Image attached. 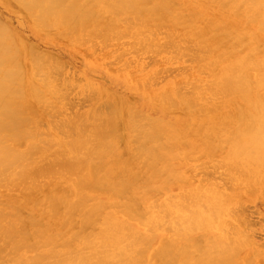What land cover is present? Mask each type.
Here are the masks:
<instances>
[{
    "label": "bare ground",
    "instance_id": "1",
    "mask_svg": "<svg viewBox=\"0 0 264 264\" xmlns=\"http://www.w3.org/2000/svg\"><path fill=\"white\" fill-rule=\"evenodd\" d=\"M0 3L127 78L0 23V264H264L241 204L264 189V0Z\"/></svg>",
    "mask_w": 264,
    "mask_h": 264
},
{
    "label": "rangeland",
    "instance_id": "2",
    "mask_svg": "<svg viewBox=\"0 0 264 264\" xmlns=\"http://www.w3.org/2000/svg\"><path fill=\"white\" fill-rule=\"evenodd\" d=\"M0 23L12 34L16 33L23 37L27 44L35 48L38 54L42 55L48 62L58 63L64 71L77 75L86 70L85 72L92 76L95 82L107 83L109 85L116 82L120 83L127 79H118L117 76L120 74V71L113 69L114 57L102 58L95 62L89 58L88 48L71 42L60 33L34 29L30 21L23 14L10 10L1 3ZM199 164V159H192L186 165L196 171L194 181L202 178V174L197 170ZM189 184L194 186L191 180ZM241 196V204L245 215L250 221V225L245 228V231L250 232L249 234L253 235L254 240V244L250 245L247 251H252V246H255L256 250L262 254V259H259V262H261L264 260V189L256 190L248 196L246 193H243Z\"/></svg>",
    "mask_w": 264,
    "mask_h": 264
}]
</instances>
